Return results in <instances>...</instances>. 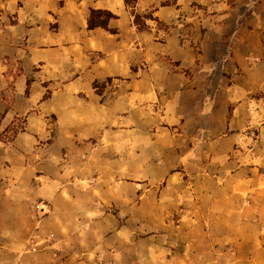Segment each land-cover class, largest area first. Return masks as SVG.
Returning a JSON list of instances; mask_svg holds the SVG:
<instances>
[{
  "label": "rangeland",
  "instance_id": "1",
  "mask_svg": "<svg viewBox=\"0 0 264 264\" xmlns=\"http://www.w3.org/2000/svg\"><path fill=\"white\" fill-rule=\"evenodd\" d=\"M166 1L0 0V264H264V0Z\"/></svg>",
  "mask_w": 264,
  "mask_h": 264
},
{
  "label": "trees",
  "instance_id": "2",
  "mask_svg": "<svg viewBox=\"0 0 264 264\" xmlns=\"http://www.w3.org/2000/svg\"><path fill=\"white\" fill-rule=\"evenodd\" d=\"M134 1L135 0H125V2L128 5L134 4ZM173 4H175V0L164 2L165 6L173 5ZM117 18H118L117 15H115L113 12L109 10L91 9L90 15L88 18V28L89 29H96V28L109 29L110 22ZM147 20H157V18H155L152 13H149V14L135 13L134 21L139 29L144 30L148 28ZM30 83L31 82L29 81L28 85H30Z\"/></svg>",
  "mask_w": 264,
  "mask_h": 264
}]
</instances>
